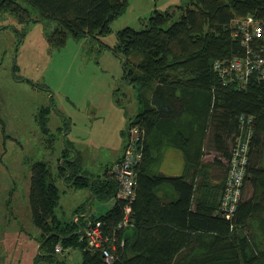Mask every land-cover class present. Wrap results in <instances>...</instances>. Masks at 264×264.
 Masks as SVG:
<instances>
[{"label": "trees", "instance_id": "obj_1", "mask_svg": "<svg viewBox=\"0 0 264 264\" xmlns=\"http://www.w3.org/2000/svg\"><path fill=\"white\" fill-rule=\"evenodd\" d=\"M128 2L0 0V13L14 14L24 23H52L47 35L53 47L64 46L69 37H90L103 51L101 38L112 31ZM250 15L255 23L245 27ZM257 24L261 35L248 38L243 29L256 34ZM114 51L123 57L124 81L137 89L140 106L128 115L122 131L126 138L131 127L139 132L143 157L135 168L134 195L116 197L120 181L111 173L113 164L95 175L84 170L79 155L65 159L59 173L45 160L34 162L29 191L33 221L41 230L40 242L53 233L38 261L68 264L56 251L60 245L61 251H82L77 264H264V0H181L154 10L140 29L119 30ZM248 60L255 64L251 73ZM235 62L245 66L239 71L232 67ZM18 69L15 64L14 71ZM52 112L49 105L37 115L46 134ZM66 124L68 131L70 121ZM250 136L242 194L232 211L234 201L226 197L232 147ZM54 140L49 138L51 146ZM69 147L67 140L63 158ZM169 149L182 155L183 173L158 169ZM61 179L89 191L74 220L56 212ZM229 193L233 196L234 190ZM93 194L116 202L105 213L90 210L86 216ZM127 205L131 210L124 225ZM95 222L108 239L112 261L83 238Z\"/></svg>", "mask_w": 264, "mask_h": 264}, {"label": "rangeland", "instance_id": "obj_2", "mask_svg": "<svg viewBox=\"0 0 264 264\" xmlns=\"http://www.w3.org/2000/svg\"><path fill=\"white\" fill-rule=\"evenodd\" d=\"M180 2L129 0L112 22V31L101 38L103 51L90 37H69L64 46L53 47L47 35L52 23L37 19L24 23L14 14L0 13V264H40L41 230L33 221L29 198L34 162L45 160L59 173L65 159L74 161L79 155L84 170L95 175L115 162L124 146L127 117L140 109L137 89L124 81L123 57L114 51L117 32L127 26L140 29L154 10ZM30 12L37 18L32 8ZM20 34L24 37L19 44ZM49 105L53 112L46 134L37 115ZM49 138L55 139L52 146ZM67 140L70 147L63 158ZM157 167L168 175L181 174L183 157L169 149ZM58 185L61 200L56 212L74 220L75 209L89 191L72 188L64 179ZM115 202L116 198L94 199L90 208L100 215ZM59 257L77 264L82 251L64 249Z\"/></svg>", "mask_w": 264, "mask_h": 264}, {"label": "built area", "instance_id": "obj_3", "mask_svg": "<svg viewBox=\"0 0 264 264\" xmlns=\"http://www.w3.org/2000/svg\"><path fill=\"white\" fill-rule=\"evenodd\" d=\"M253 23H255V20L253 16L250 15L248 21H245V27H248ZM255 28L256 34H250L246 32V29H243L248 38H252L254 35H261V26L257 24ZM246 63V65L249 67V73H251V71H253V68L255 67V64L252 63L251 60H248ZM257 64L258 65L256 67L261 68V64ZM243 66H245L244 62H235L232 64V67L239 71ZM138 139L139 132L137 130V127H131L129 135L127 136L126 142L124 144L122 157L119 160L115 161L111 168V173L117 174L120 181V185L116 194V197L120 199L127 200L134 195V186L136 182L135 168L142 161L143 157V154L138 147ZM251 139L252 136H250L246 141L240 138L238 144L232 147L231 168L228 177V191L226 195L227 198L234 201L232 211L236 208V204L241 198V188L243 186V181L247 173V164L249 160L248 152L251 148ZM229 189L234 190L233 196L229 193ZM130 210V206L127 205L125 209L126 213L124 217V225H127L129 222L128 214ZM100 225V222L91 223L89 228L86 230L83 238L87 240L90 247L102 251L107 260L112 261L113 255L110 252L109 247H107L108 239L103 235ZM61 250V246L57 245L56 251L61 252Z\"/></svg>", "mask_w": 264, "mask_h": 264}, {"label": "water", "instance_id": "obj_4", "mask_svg": "<svg viewBox=\"0 0 264 264\" xmlns=\"http://www.w3.org/2000/svg\"><path fill=\"white\" fill-rule=\"evenodd\" d=\"M91 190V189H90ZM94 198H95V195L93 194L92 195V199L89 201V204H88V212H87V214H86V216L87 215H89V213H90V210H91V202L94 200ZM89 225H87V227H88ZM82 230H83V227H81L80 228V231H78V233H81L82 232ZM53 233H50L47 237H46V239H44L41 243H40V245H39V251H40V249H41V246L47 241V239H49L50 237H51V235H52ZM55 255V254H54ZM40 264H47L46 262H44V261H41L40 262Z\"/></svg>", "mask_w": 264, "mask_h": 264}, {"label": "crops", "instance_id": "obj_5", "mask_svg": "<svg viewBox=\"0 0 264 264\" xmlns=\"http://www.w3.org/2000/svg\"><path fill=\"white\" fill-rule=\"evenodd\" d=\"M175 152H176V151H175ZM122 154H123V148H122L120 154L118 155V157H117L114 161H116L117 159H119V158L122 156ZM114 161H113V162H114Z\"/></svg>", "mask_w": 264, "mask_h": 264}, {"label": "clouds", "instance_id": "obj_6", "mask_svg": "<svg viewBox=\"0 0 264 264\" xmlns=\"http://www.w3.org/2000/svg\"><path fill=\"white\" fill-rule=\"evenodd\" d=\"M77 218V217H76Z\"/></svg>", "mask_w": 264, "mask_h": 264}]
</instances>
